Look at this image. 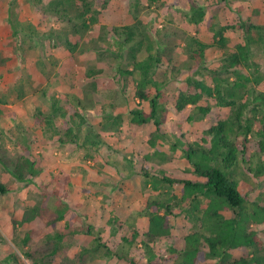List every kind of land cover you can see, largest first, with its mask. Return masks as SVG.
I'll list each match as a JSON object with an SVG mask.
<instances>
[{"label":"rangeland","instance_id":"374dc122","mask_svg":"<svg viewBox=\"0 0 264 264\" xmlns=\"http://www.w3.org/2000/svg\"><path fill=\"white\" fill-rule=\"evenodd\" d=\"M50 1L0 0V149L8 151L11 159L20 157L32 162L35 170L20 178L13 166L0 161V180L9 187L8 192L0 194V264H19L15 258L18 255L24 264H34L24 251L52 249L54 240L47 235L67 219L74 226L92 223L96 228L105 227L104 240L115 253L130 249L135 252L121 237L131 227L145 229L147 218L141 209L146 196L160 191L139 173L144 162L141 155L149 152L158 165L178 171L180 152L170 149L171 139H167L166 146L158 145L163 153L154 152L147 142L153 124L136 125L129 120L128 110L139 104L138 98L133 89L122 90L118 66L120 60L131 68L124 57L130 46L134 45L138 59H143L149 52L155 54L164 42L177 45L172 51L174 69L165 65L156 69V74L166 69L168 81L161 87V98L170 104L174 95L186 88L190 73L200 78L218 68L221 76L234 78L233 72L220 68V58L208 59L205 65L190 59L186 40L197 36L210 43L214 31L224 26L226 44L233 49L237 42L245 41L246 23H254L258 27L250 30L253 38L248 50L250 65L246 66L251 78L248 87L264 90V0H85L97 13L94 23L82 34L73 31L80 23L76 12L70 14V20L53 11ZM76 2L81 7L83 0ZM199 4L204 5L205 14L199 22H190L187 16L191 6ZM126 24L136 29L131 42L123 44L126 34H122L118 39L107 38L102 42L103 49L86 48L99 32ZM101 51L107 53L102 59ZM117 53L123 57H117ZM92 65L102 69L94 80L86 77ZM72 94H88L89 102L80 112L106 144L95 148L84 143L85 127L77 131L81 119L73 115L74 107L69 103ZM243 100L239 98L231 106L206 96L200 102L209 106L206 113H195V105L188 104L180 113L171 108L169 118L175 121V128H183L191 136L218 119L234 120ZM143 105L148 108L147 102ZM51 112L52 118L48 117ZM249 112L244 111L242 118ZM188 114H194L193 119H188ZM118 115L119 122L108 118ZM67 125L77 133L76 141L66 140ZM248 136L257 138L254 133ZM134 157L137 165L131 162ZM241 170L239 177L253 184L249 201L257 200L258 188L251 173ZM34 205L40 206L39 215L23 221L27 208ZM63 207H67L66 216L58 220L56 215ZM112 215L123 222L116 233L107 223ZM249 228L264 242V219H251ZM94 244L83 232L71 234L60 241L55 253L45 257L48 264H115V258L109 257L104 247L91 252L89 248ZM168 244L165 240L160 243L164 248ZM230 253L231 259L242 255L238 248ZM214 260L219 259L205 255L202 262ZM123 264H128L125 259Z\"/></svg>","mask_w":264,"mask_h":264},{"label":"trees","instance_id":"16d2710c","mask_svg":"<svg viewBox=\"0 0 264 264\" xmlns=\"http://www.w3.org/2000/svg\"><path fill=\"white\" fill-rule=\"evenodd\" d=\"M223 1L227 3L228 0ZM50 3L54 5L53 11L70 20V14L76 12L80 23L74 26V32L80 31L82 34L96 19L97 11L85 0L81 7L77 6L76 0H52ZM205 11L203 4L192 5L188 20L199 22ZM246 26L245 41L237 42L233 49H229L226 44L224 26L214 31L213 41L210 43L197 36H193L190 41L186 40L184 45L190 59L205 65L208 59L220 58V68L233 72L234 78L230 75L221 76L218 68H212L209 76L202 75L200 78L190 73L186 76V88L179 90L170 104L161 98V87L168 81L166 69L157 74L156 69L163 65L174 69L175 66L171 63L172 51L177 45L164 42L155 54L149 52L143 59H138V49L134 45L127 49L124 57L126 56L131 68L123 66L120 60L118 66L122 90L133 89L139 103L128 110L129 120L136 125L153 124L154 129L147 142L156 153H163L158 145L166 146L167 139H171L170 149L180 152L176 161L180 170L171 171L158 165L149 152L141 155L144 162L140 164L139 173L154 190L160 191L146 196L141 209L147 218L145 229L131 227L121 237L129 244V249L134 247V253L131 249L115 253L104 240L105 227L96 228L92 223L74 226L73 221L67 219L54 233L47 235L50 240H54L52 249L24 251L34 264H48L45 256L55 253L60 241L79 232L95 241L89 248L91 252L104 247L105 253L115 258V264H123V259L128 264H264V242L259 240L255 230L249 228L251 219H264V90L248 87L251 78L246 72V66L250 65L248 50L253 38L250 30L251 27L258 26L254 23H246ZM122 34H126L123 44L131 42L135 38L136 29L127 24L123 27L114 26L91 38L86 48L103 49L102 42L107 38L118 39ZM137 42L140 43L141 40ZM66 43L70 45L69 38H66ZM99 53L100 59L107 55L103 51ZM115 55L122 56L120 53ZM101 70V67L92 65L87 70L86 77L94 80ZM206 96L231 106L239 98L244 100L237 106L234 120L218 119L216 123L202 127L197 134L191 136L183 128H175V121L169 118L170 109L180 113L188 104H193L195 113H206L209 106L200 103ZM87 97L88 94H72L69 103L74 107L73 115L81 119L77 131H81L82 125L85 127L84 143L96 148L106 143L99 131L87 124L80 112V108H84L86 102H89ZM144 102L148 103V108L143 105ZM244 111H250L251 115L248 113L242 118ZM52 115L51 112L48 117L52 118ZM193 117L194 114L187 116L188 119ZM108 118L120 121L119 115ZM65 131L66 140L76 141L77 133L70 126L67 125ZM249 133H254L257 138L248 136ZM0 161L10 168L13 166V172L20 178L35 171L32 162L20 160V157L11 159L8 151L2 152V149ZM131 162L137 165L138 161L134 157ZM241 169L251 173L254 185L258 188L257 200L249 201L248 195L253 184L239 177V173L243 172ZM8 191V185L0 180V194ZM39 208V205L27 208L23 221L39 215ZM66 209L67 207L59 208L56 219L64 218ZM107 223L111 224L114 233L123 226L117 215L109 217ZM30 235L31 231L25 236L26 241ZM164 240L169 241L166 248L160 245ZM235 248L241 250L242 255L231 259L230 251ZM86 251L88 249L84 248V252ZM205 255L216 256L219 260L202 262ZM8 257L9 255L5 256L3 261ZM15 258L19 264H24L21 255Z\"/></svg>","mask_w":264,"mask_h":264}]
</instances>
